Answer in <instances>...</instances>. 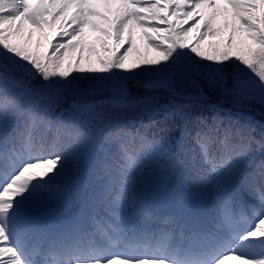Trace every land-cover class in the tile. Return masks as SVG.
<instances>
[{
	"label": "snow or ice",
	"instance_id": "6c2138e0",
	"mask_svg": "<svg viewBox=\"0 0 264 264\" xmlns=\"http://www.w3.org/2000/svg\"><path fill=\"white\" fill-rule=\"evenodd\" d=\"M0 264H264V0H0Z\"/></svg>",
	"mask_w": 264,
	"mask_h": 264
},
{
	"label": "trees",
	"instance_id": "16d2710c",
	"mask_svg": "<svg viewBox=\"0 0 264 264\" xmlns=\"http://www.w3.org/2000/svg\"><path fill=\"white\" fill-rule=\"evenodd\" d=\"M146 121V118H144ZM141 123V117L138 116L136 112L133 111H117V110H107L103 116V127L107 132L124 129H133L134 127L139 126ZM260 129H256V135L259 136ZM138 143L133 142L132 147H137ZM91 149V145L87 146ZM119 144L115 146L114 151H118ZM146 163V176L145 179L156 183L159 182L161 175L167 168V163L163 159H151L145 162ZM135 174V173H134Z\"/></svg>",
	"mask_w": 264,
	"mask_h": 264
}]
</instances>
